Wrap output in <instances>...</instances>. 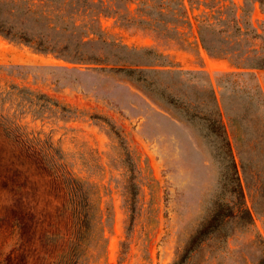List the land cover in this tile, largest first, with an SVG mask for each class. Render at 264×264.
<instances>
[{
    "label": "rangeland",
    "instance_id": "1",
    "mask_svg": "<svg viewBox=\"0 0 264 264\" xmlns=\"http://www.w3.org/2000/svg\"><path fill=\"white\" fill-rule=\"evenodd\" d=\"M25 2L55 48L0 34V264H174L221 204L183 264H264V0ZM65 170L105 214L78 258Z\"/></svg>",
    "mask_w": 264,
    "mask_h": 264
},
{
    "label": "trees",
    "instance_id": "2",
    "mask_svg": "<svg viewBox=\"0 0 264 264\" xmlns=\"http://www.w3.org/2000/svg\"><path fill=\"white\" fill-rule=\"evenodd\" d=\"M18 1H23V3H25V5L23 4L25 7L21 8L17 4ZM19 11L22 13H19ZM27 13L31 15L34 11L30 8V5L25 2V0H0V34L6 38L18 39L34 44L37 48L45 51L53 50L55 45H49L47 35H44L40 29H34L24 22L22 18L23 16L21 15H27ZM39 17L44 16L41 14L38 15L36 21L39 20ZM126 71L129 74L134 72L133 69H126ZM208 127L211 132L216 135V137L221 139L223 143L222 147L224 149V153H226L228 157L227 167L229 170L231 169L230 182L232 185L229 192L232 195H235L237 202L240 204L243 192L237 174V167L233 159L232 151L229 141L225 135L223 125L215 120H210ZM61 184L66 191V201L63 207L66 211H68L73 227L70 245L74 247L73 255L78 258L82 254L79 247L82 241L86 239L88 231L94 223H102V218L105 214L91 201V196L88 195L83 188L84 185L80 181L73 178L66 170L62 175ZM232 215V205L221 204L219 208L210 216V218L196 229L186 244L182 255L176 262H174V264H183L191 251H193L209 234L218 230L223 222Z\"/></svg>",
    "mask_w": 264,
    "mask_h": 264
}]
</instances>
